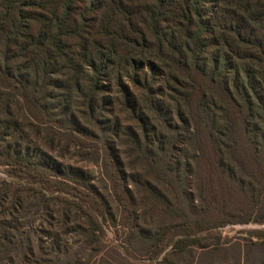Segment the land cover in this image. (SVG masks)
<instances>
[{
    "label": "trees",
    "instance_id": "16d2710c",
    "mask_svg": "<svg viewBox=\"0 0 264 264\" xmlns=\"http://www.w3.org/2000/svg\"><path fill=\"white\" fill-rule=\"evenodd\" d=\"M0 167L74 216L77 264L109 228L153 264H264V230H219L264 223L239 204L264 196V0H0ZM7 202L0 264H33Z\"/></svg>",
    "mask_w": 264,
    "mask_h": 264
},
{
    "label": "rangeland",
    "instance_id": "374dc122",
    "mask_svg": "<svg viewBox=\"0 0 264 264\" xmlns=\"http://www.w3.org/2000/svg\"><path fill=\"white\" fill-rule=\"evenodd\" d=\"M55 155V153H54ZM63 162L65 164H70L72 166L81 167L84 170L90 172L96 179L94 183L102 186L103 183L100 181L99 169L96 165H93L86 159H82L79 156H74L69 154L64 158ZM206 174L201 173L198 182H207L209 185H213V178H205ZM6 181L8 186L2 183ZM16 200L22 204V210L16 214L19 219L20 228L22 229V236L19 237L21 240V247L14 250L11 256L17 257L18 261L31 260L33 264H77L76 253L79 250L82 239L78 232L73 230L75 218L71 214L70 218L67 217L66 224H63L65 209H62L57 204H49L48 206L40 205L38 200L35 199L33 192L25 189V187L18 185L16 180L8 177L5 173L3 167H0V218L5 215L8 208L7 201L10 199ZM263 199V200H262ZM259 200L257 205H253L252 200L239 198V204L243 207L242 214H246V211H251L253 206L260 207L264 209V196ZM262 200V201H261ZM7 202V203H6ZM198 208H200L199 203H195ZM151 205L146 207L147 217L146 224H143L146 228L156 227L160 223V213L157 211H152ZM115 206H112L114 208ZM68 214V213H67ZM69 215V214H68ZM120 220V219H119ZM264 230V223L257 224L251 223L247 225H228L225 228L219 229L222 232L223 242H236V240H244L248 238L246 233H241L242 231L251 230ZM122 230V229H119ZM121 236H120V235ZM124 233H116L114 228H109L106 230L105 236L107 239V245L103 251H101L98 256L94 259L96 263L100 262L102 258L105 259L103 264L106 262H112L114 264H153L144 255L139 253L140 249L136 246V254H126V251L121 245V238ZM58 238L59 243H62V249L60 253L53 251L52 246L55 240ZM65 250H68V254H65ZM230 251L233 248L230 247ZM64 252V254H62ZM80 253L82 251H79ZM25 254L27 255L26 257ZM263 254V253H262ZM260 253L259 255L262 256ZM257 255L256 251L250 252L251 259ZM75 256V258H74ZM90 257V252L85 251L82 254L81 260L84 262ZM47 261V262H45ZM184 261L176 262L177 264H184Z\"/></svg>",
    "mask_w": 264,
    "mask_h": 264
}]
</instances>
